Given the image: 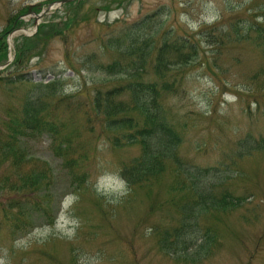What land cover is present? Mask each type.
Instances as JSON below:
<instances>
[{"label": "rangeland", "instance_id": "rangeland-1", "mask_svg": "<svg viewBox=\"0 0 264 264\" xmlns=\"http://www.w3.org/2000/svg\"><path fill=\"white\" fill-rule=\"evenodd\" d=\"M55 1L0 0V33L10 17L18 16L6 34L0 76L13 79L22 74L42 83L52 74L62 76L57 94L49 97L55 104L50 118L62 128L56 140L47 134L24 137L19 142L21 162L11 166L9 155L0 159V264H264V152L238 153H245V139H264V50L254 42L252 31L238 39L227 27L231 22L242 34L249 21L264 23V0ZM49 3L52 6L41 15ZM150 14L159 23L158 32L173 31L194 41L198 50L196 64L184 70L183 95L164 99L181 137L178 158L187 166L218 167L202 179L207 186L213 183L240 193L241 188H234V169L244 178L239 185H258L238 206L200 216L197 233L214 232L217 242L188 261L179 259L176 251L158 248L150 233L163 215L158 205L152 207L150 194H177L172 191L177 185L167 191L174 183L172 165L166 162L162 178L147 187L129 185L120 175L121 166L139 147L112 149L102 135L88 133V127H97L90 108L94 87L109 84L93 67L98 59H111L100 53L98 39ZM65 21L70 30L53 34ZM209 26L223 32L213 46L205 45L198 32ZM20 36L36 39L33 49L15 61L13 44ZM91 55V62L85 63ZM29 89L24 83L0 81V119H6L4 110L17 109ZM68 127L76 128L77 135L56 154ZM7 135L0 123V140ZM230 161L234 164L228 169ZM33 169L49 176V189L29 192L21 185ZM176 176L183 184L190 181L188 175ZM220 176L225 178L215 179ZM76 177H81L80 183ZM29 202L47 207L49 213L30 209Z\"/></svg>", "mask_w": 264, "mask_h": 264}, {"label": "trees", "instance_id": "trees-1", "mask_svg": "<svg viewBox=\"0 0 264 264\" xmlns=\"http://www.w3.org/2000/svg\"><path fill=\"white\" fill-rule=\"evenodd\" d=\"M17 17V15L10 17L9 24L0 33V63L6 59V34ZM66 20L70 22L69 17ZM68 22H63L62 27L55 29L53 34H59L67 29ZM227 27L228 32L231 31L232 36L238 39L245 38L246 34L252 31L256 35L254 42H260L264 50V38L260 39L264 36V23L256 20L249 21L242 34L240 27L234 26L231 22ZM158 29V21L150 14L123 25L105 38L98 39L100 53L110 54L111 59L106 63L98 59V63L93 67L105 74L109 84L106 87L100 85L94 87L90 108L94 112V119H97V127H88V133L96 131L97 135L105 138L112 149L130 145L139 147L137 155L121 166L120 175L129 185L147 187L151 182L162 178L166 162L172 165L175 176L171 183H174L167 191L177 185L172 190L177 191V194L174 197L165 194L156 198L149 192L152 207L158 205L163 211L160 219L151 226L150 233L158 248L176 251L179 259L188 261L204 254V251H210L217 242L214 232L203 230L197 233L201 228L200 216L238 206L240 201L249 196L246 192L253 194L254 188L256 189L258 185L251 188L250 184L249 187L239 185L238 181H243L244 178L234 169L231 171L235 173L234 188L236 190L241 188L240 193H232L221 185L216 186L213 183L207 186L202 179L208 176L209 172L216 173L218 167L187 166L178 158L176 151L181 143V137L172 123L171 116L168 115L169 109L165 106L164 99L183 95L184 70L196 64L198 50L194 41L177 36L173 31L158 32ZM39 31L38 27L37 32ZM198 32L201 41L210 46L215 45L223 33L212 26L202 27ZM34 39L36 36H20L14 39L15 61L33 49ZM92 56L94 55L86 57L84 62L90 63ZM148 76L150 78H147ZM61 78V74H52L51 80L42 83L41 80L32 82L31 79L24 78L22 74H18L13 79L0 76V81L6 84L24 83L30 87L18 101L16 110L3 111L6 119H0V123L7 129L8 135L0 140L2 154L0 159H8L9 155L8 160L11 166L21 162L22 151L19 142L24 137L47 134L56 140L62 128L50 118L55 111V104L49 103V97L55 95L56 87L61 84ZM76 135V128L68 127L57 142L56 154H60L64 144ZM242 147L246 149L245 153H241V150L238 153L245 156L251 151L264 152V139H251V141L245 139ZM232 164L234 161H230L227 168L230 169ZM176 172L180 175H188L190 181L183 184L182 180L176 176ZM224 178L220 176L215 179L221 181ZM76 180L80 183L81 177H76ZM21 185L28 186L29 192L46 190L50 188L49 176L45 177L44 171L39 172L33 169L24 177ZM161 189L157 188V190ZM42 196L48 195L43 193ZM29 205L30 209L33 207L42 211L43 214L49 213V209L43 205L34 203L32 206L30 202ZM26 225H30L29 220H26Z\"/></svg>", "mask_w": 264, "mask_h": 264}, {"label": "water", "instance_id": "water-1", "mask_svg": "<svg viewBox=\"0 0 264 264\" xmlns=\"http://www.w3.org/2000/svg\"><path fill=\"white\" fill-rule=\"evenodd\" d=\"M67 1H70V0H58V1H55V2H53V3H62V2H67ZM52 6V3H49L43 10H42V12L40 13L41 15L43 14V13H45L50 7ZM39 16V13L36 15V17H38ZM10 59L11 58H8V61H10Z\"/></svg>", "mask_w": 264, "mask_h": 264}, {"label": "clouds", "instance_id": "clouds-1", "mask_svg": "<svg viewBox=\"0 0 264 264\" xmlns=\"http://www.w3.org/2000/svg\"><path fill=\"white\" fill-rule=\"evenodd\" d=\"M122 184H124L125 182L124 181H121Z\"/></svg>", "mask_w": 264, "mask_h": 264}]
</instances>
